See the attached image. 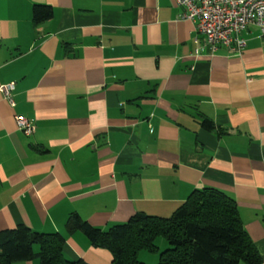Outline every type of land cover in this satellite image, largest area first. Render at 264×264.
<instances>
[{
  "label": "crops",
  "instance_id": "crops-1",
  "mask_svg": "<svg viewBox=\"0 0 264 264\" xmlns=\"http://www.w3.org/2000/svg\"><path fill=\"white\" fill-rule=\"evenodd\" d=\"M34 4L52 16L35 24ZM181 13L174 0H0V85L15 83L14 106L0 92V229L58 231L66 258L110 264L65 230L70 213L105 230L213 187L264 264V34L249 24L240 55L195 56L203 37Z\"/></svg>",
  "mask_w": 264,
  "mask_h": 264
},
{
  "label": "trees",
  "instance_id": "trees-1",
  "mask_svg": "<svg viewBox=\"0 0 264 264\" xmlns=\"http://www.w3.org/2000/svg\"><path fill=\"white\" fill-rule=\"evenodd\" d=\"M47 4H34L32 20L41 23L52 16ZM202 126L213 130L204 119ZM69 233L81 231L96 247L111 254L110 264H149L140 252L157 253L155 264H260L262 258L242 226L236 202L223 191L194 189L170 216L136 212L126 221L103 230L91 225L77 212L64 223ZM164 238L160 250L155 240ZM65 236L58 231L38 232L23 223L0 229V264H14L37 256L39 264H88L64 256ZM37 245L35 253L33 246Z\"/></svg>",
  "mask_w": 264,
  "mask_h": 264
},
{
  "label": "built area",
  "instance_id": "built-area-1",
  "mask_svg": "<svg viewBox=\"0 0 264 264\" xmlns=\"http://www.w3.org/2000/svg\"><path fill=\"white\" fill-rule=\"evenodd\" d=\"M182 9L180 18L195 24L203 37L200 44L194 38L193 54L213 55L219 48L225 47L232 55H240L246 44L242 32L247 25L255 24L264 34V0H174ZM14 82L0 85V92L11 106H14L12 91ZM15 123L24 134L30 135L35 126L24 115L15 114Z\"/></svg>",
  "mask_w": 264,
  "mask_h": 264
},
{
  "label": "rangeland",
  "instance_id": "rangeland-1",
  "mask_svg": "<svg viewBox=\"0 0 264 264\" xmlns=\"http://www.w3.org/2000/svg\"><path fill=\"white\" fill-rule=\"evenodd\" d=\"M155 242L158 245L160 250H163L167 246L166 241L162 237L156 238ZM139 259L149 264H155L158 261V254L142 251L140 252Z\"/></svg>",
  "mask_w": 264,
  "mask_h": 264
}]
</instances>
